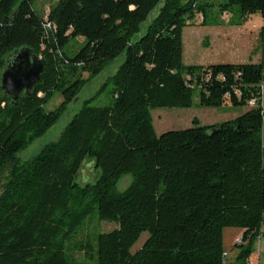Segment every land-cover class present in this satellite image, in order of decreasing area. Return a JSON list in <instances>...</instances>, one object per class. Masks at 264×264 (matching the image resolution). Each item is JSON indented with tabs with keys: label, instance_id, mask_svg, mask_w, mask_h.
<instances>
[{
	"label": "trees",
	"instance_id": "16d2710c",
	"mask_svg": "<svg viewBox=\"0 0 264 264\" xmlns=\"http://www.w3.org/2000/svg\"><path fill=\"white\" fill-rule=\"evenodd\" d=\"M33 2L0 0V75L22 48L46 61L30 96L14 103L0 87V174L10 172L0 198V264H85L66 243L91 213L118 225L96 237V252L88 240L79 246L95 264H225L228 228L243 231L235 264H246L263 235L262 109L160 136L152 112L191 108L195 97L204 108L264 98V29L258 64L185 65L183 58V32L198 15L205 27L243 26L264 15V0H59L46 18ZM72 39L84 45L69 57L63 49ZM123 52L109 80L112 103L85 101L57 140L18 168L17 156L77 99L83 75L97 76ZM56 93L63 102L47 111ZM86 159L101 177L82 187L76 178ZM126 175L133 183L119 193ZM143 233L148 240L132 253Z\"/></svg>",
	"mask_w": 264,
	"mask_h": 264
},
{
	"label": "rangeland",
	"instance_id": "374dc122",
	"mask_svg": "<svg viewBox=\"0 0 264 264\" xmlns=\"http://www.w3.org/2000/svg\"><path fill=\"white\" fill-rule=\"evenodd\" d=\"M59 0H34L33 7L35 11L46 18ZM207 1V0H201ZM222 0H214V2H220ZM163 5L161 2L157 8L150 14L148 20L142 24L140 33L134 37L135 40H139L145 35L148 26L153 19L158 15L159 9ZM223 20L227 22V16L223 17ZM202 16L198 15L191 27H187L183 32V40L185 43H189V47L193 49L191 55L183 52L185 65H199L204 60L214 59L216 56L207 50V46L211 43H218V32L226 30L224 26L209 27L202 26ZM250 32L261 33L264 29V15L259 13L251 15L243 24ZM221 28V29H217ZM232 30V29H229ZM258 45L260 39L256 40ZM84 45L82 39H72L67 46L63 49V52L69 57H73ZM185 51V50H184ZM213 51V49L211 50ZM126 60V53L123 52L116 59L110 61L103 70L97 76L89 78L88 74H84L83 78L86 80L84 87L80 91L77 99L71 106L68 107L67 113H65L59 122L51 128L42 137L32 142L29 147L21 152L16 159V165L19 167L29 163L34 159L49 143L57 140L60 133L69 123L74 113L79 111L85 101L91 100V105L94 106H108L112 103V84L110 78L113 77L123 63ZM63 98L60 93H56L49 104L46 106L47 111L56 110ZM251 107H236L230 103L224 104L220 108H204L200 107L199 99L195 97L194 106L188 109L181 108H165L156 109L152 112L155 131L158 136L177 130H185L194 127V122L201 126H211L215 124H221L228 121H232L242 116ZM263 144H264V124H263ZM101 177V171L96 169L95 162L90 159H86L82 165L79 175L76 178V183L80 186L95 185L98 179ZM10 178V172L7 171L0 174V198L5 193L6 185ZM133 183L132 175H126L117 183V191L122 193L126 191ZM17 188V187H16ZM118 228V225L111 222L100 221L95 213H91L86 219L84 225L73 235L71 240L66 243L68 253L73 260L79 263L95 264L96 261L86 257L83 251L78 250L79 246L84 244L87 240L94 246L96 252V237L99 234L110 233ZM264 229V224H263ZM241 236V231L235 228H228L224 232V246L230 252H237L238 248L235 247V239ZM149 234L143 233L132 248L131 252L135 253L140 250L144 243L148 240ZM257 253H259V262L264 264V232L260 239L257 240L254 248V253L251 256L252 260H256Z\"/></svg>",
	"mask_w": 264,
	"mask_h": 264
},
{
	"label": "crops",
	"instance_id": "0c3cea01",
	"mask_svg": "<svg viewBox=\"0 0 264 264\" xmlns=\"http://www.w3.org/2000/svg\"><path fill=\"white\" fill-rule=\"evenodd\" d=\"M226 30L218 32V43H211L207 46L212 55L216 56L211 60H204L199 65L208 66L215 64H258L261 61V49L260 44L256 42L259 38V33H253L243 26H230L222 25ZM219 27V26H216ZM221 29V28H217ZM232 29V30H229ZM213 49V51H211ZM185 50V51H184ZM183 51L188 55H191L193 49L189 47V43H185L183 40ZM264 232V229H262ZM226 229L224 230V232ZM241 236L243 234L242 230ZM238 236L237 238L241 237ZM224 238V233H223ZM236 238V239H237ZM235 239V240H236ZM225 252H228L229 259L228 264H235L237 252H230L225 248ZM253 255V254H252Z\"/></svg>",
	"mask_w": 264,
	"mask_h": 264
},
{
	"label": "water",
	"instance_id": "95a60500",
	"mask_svg": "<svg viewBox=\"0 0 264 264\" xmlns=\"http://www.w3.org/2000/svg\"><path fill=\"white\" fill-rule=\"evenodd\" d=\"M46 67V61L29 48L16 51L6 62L0 75L4 95L15 103L21 96H30Z\"/></svg>",
	"mask_w": 264,
	"mask_h": 264
},
{
	"label": "built area",
	"instance_id": "2783aa9c",
	"mask_svg": "<svg viewBox=\"0 0 264 264\" xmlns=\"http://www.w3.org/2000/svg\"><path fill=\"white\" fill-rule=\"evenodd\" d=\"M49 26L50 25H48L47 27H49ZM248 106L251 107V108L260 107L262 109V112L264 113V98L260 97V101L256 97L252 98V99L249 100ZM234 243H235L234 245H235L236 248L242 246L244 244L242 236L237 238L234 241ZM224 257H225V264H228V259H229L228 252H225ZM246 264H260V262H259V253H257L256 260L249 259Z\"/></svg>",
	"mask_w": 264,
	"mask_h": 264
}]
</instances>
